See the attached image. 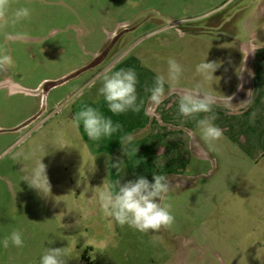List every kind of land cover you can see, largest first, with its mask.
Returning <instances> with one entry per match:
<instances>
[{
  "label": "rangeland",
  "instance_id": "obj_1",
  "mask_svg": "<svg viewBox=\"0 0 264 264\" xmlns=\"http://www.w3.org/2000/svg\"><path fill=\"white\" fill-rule=\"evenodd\" d=\"M251 1L12 0L9 21L20 7L32 14L0 28L13 60L0 70V242L19 230L24 246L0 243V264H39L45 248H64L67 264L83 254L90 264H264V16H234ZM220 17L219 27L208 23ZM260 22L253 59L256 48L247 52L234 31ZM169 58L184 72L157 106L145 89L166 75ZM204 60L218 65L212 81L196 71ZM120 68L137 73V113L114 115L98 95L100 75ZM197 84L223 134L211 145L197 125L210 114L178 112L180 95ZM85 106L121 129L88 139L72 124ZM40 159L48 196L22 180ZM153 174L171 186L162 203L171 204L172 228L144 234L104 217L105 185Z\"/></svg>",
  "mask_w": 264,
  "mask_h": 264
},
{
  "label": "clouds",
  "instance_id": "obj_2",
  "mask_svg": "<svg viewBox=\"0 0 264 264\" xmlns=\"http://www.w3.org/2000/svg\"><path fill=\"white\" fill-rule=\"evenodd\" d=\"M12 8V0H0V28L9 22L13 25L31 18L32 10L28 7H20L12 13L9 21V13ZM13 64L12 58L4 48H0V70H4ZM168 68L166 75L160 74L155 78L154 86L145 89L151 93L150 100L159 105L165 98L167 84L169 89L180 83L184 72L183 66L174 58L167 61ZM218 65L214 62H201L197 65V73L206 81H212ZM99 79L102 86L98 89V95L102 96L107 104L108 110L114 115H120L132 111H140V104L137 103V73L132 68H120L118 70L108 69L104 71ZM141 103H143L141 101ZM179 115L185 118H195L201 113L205 115L197 120L201 131V137L205 143L211 145L222 138V132L213 121L217 118L213 112V98L202 91L200 84L187 89L180 95L178 101ZM255 114H253L254 117ZM184 121L182 120L181 123ZM73 127L79 130L83 127L88 139L101 141L121 129L119 123H113L111 118L105 117L98 109L85 106L73 119ZM133 140L131 135L122 137L121 144H130ZM137 148L135 149V152ZM18 156L22 153H18ZM27 159V156H24ZM42 159V158H41ZM38 161L30 173L24 175L22 180L29 188L35 189L43 196L50 195L51 185L46 175V165ZM119 168L120 164H113ZM171 186L166 176L153 174L152 182L140 176L135 180L121 183L117 180L104 186L99 193L100 208L105 218H110L121 227L127 225L138 232L149 234L158 233L161 229H170L175 223V217L171 212V204L162 202L169 193ZM3 247L7 249L9 244L22 248L24 246L23 234L15 230L10 236L2 240ZM64 248H45L39 258V264H67L72 258Z\"/></svg>",
  "mask_w": 264,
  "mask_h": 264
},
{
  "label": "crops",
  "instance_id": "obj_3",
  "mask_svg": "<svg viewBox=\"0 0 264 264\" xmlns=\"http://www.w3.org/2000/svg\"><path fill=\"white\" fill-rule=\"evenodd\" d=\"M234 13H235L234 16L241 13L238 16L243 20V23H245L244 20L251 18V16H254V18H260V17L263 18V16H264V0H254V1H251V2L246 3V4H240ZM234 16H233V18H234ZM228 18H231L230 14L225 19H228ZM223 20H224V18L220 17L217 20H213V21H210L208 23H210V25H215L216 27H219L223 23ZM243 23L241 25H239V27H237L236 31H234V29H231V30H233L235 34L240 35V41L239 42L247 50V52H251L254 47L256 48L255 49L256 52L254 51V58L253 59H257L258 55L261 52H257L259 50L258 45H256L255 43H252V41L255 39V37H258L259 34L262 33L263 26L260 25L261 24V22H260V23H258L257 27H254L253 29L251 28V24H248V29H246V27L244 29ZM246 26H247V23H246ZM206 31L209 32V29H207ZM206 31L204 29V30H199L197 32L198 33H202V32L206 33ZM112 33H114V31H112ZM127 50L122 52L121 55L125 54L127 52ZM116 53H115V55H116ZM103 55H105V54H103ZM117 55H118V53H117ZM85 68H88V67H85ZM85 68H83L81 70H84ZM260 80H261V84H262L263 79H260ZM233 93L234 92H232V94H229L226 98H230L233 95Z\"/></svg>",
  "mask_w": 264,
  "mask_h": 264
},
{
  "label": "trees",
  "instance_id": "obj_4",
  "mask_svg": "<svg viewBox=\"0 0 264 264\" xmlns=\"http://www.w3.org/2000/svg\"><path fill=\"white\" fill-rule=\"evenodd\" d=\"M82 258H83L84 262H82L81 264H90V263H88L84 254L82 255Z\"/></svg>",
  "mask_w": 264,
  "mask_h": 264
},
{
  "label": "water",
  "instance_id": "obj_5",
  "mask_svg": "<svg viewBox=\"0 0 264 264\" xmlns=\"http://www.w3.org/2000/svg\"><path fill=\"white\" fill-rule=\"evenodd\" d=\"M173 24H170L169 26H172Z\"/></svg>",
  "mask_w": 264,
  "mask_h": 264
},
{
  "label": "flooded vegetation",
  "instance_id": "obj_6",
  "mask_svg": "<svg viewBox=\"0 0 264 264\" xmlns=\"http://www.w3.org/2000/svg\"><path fill=\"white\" fill-rule=\"evenodd\" d=\"M104 54V53H103Z\"/></svg>",
  "mask_w": 264,
  "mask_h": 264
}]
</instances>
